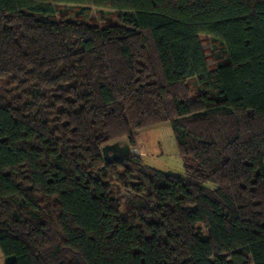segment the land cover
Returning <instances> with one entry per match:
<instances>
[{
  "label": "trees",
  "instance_id": "obj_1",
  "mask_svg": "<svg viewBox=\"0 0 264 264\" xmlns=\"http://www.w3.org/2000/svg\"><path fill=\"white\" fill-rule=\"evenodd\" d=\"M60 4L115 20L60 19ZM166 123L186 178L105 163V145L134 149ZM0 251L7 264H264V0H0Z\"/></svg>",
  "mask_w": 264,
  "mask_h": 264
},
{
  "label": "rangeland",
  "instance_id": "obj_2",
  "mask_svg": "<svg viewBox=\"0 0 264 264\" xmlns=\"http://www.w3.org/2000/svg\"><path fill=\"white\" fill-rule=\"evenodd\" d=\"M58 17L67 21L83 22L103 26L105 22L114 21V14L108 10H92L81 14L82 7L71 5H57ZM203 49L205 50L210 69L215 68L213 40L208 35H201ZM191 92L195 96L199 92L198 86L190 80ZM136 150L134 156L140 157L143 164L151 168L169 173L181 178H186L184 159L176 143L173 130L169 124L145 128L135 136ZM205 187L216 188L212 183Z\"/></svg>",
  "mask_w": 264,
  "mask_h": 264
},
{
  "label": "water",
  "instance_id": "obj_3",
  "mask_svg": "<svg viewBox=\"0 0 264 264\" xmlns=\"http://www.w3.org/2000/svg\"><path fill=\"white\" fill-rule=\"evenodd\" d=\"M101 151L106 164L118 162L136 154V150L131 148L127 139L107 144Z\"/></svg>",
  "mask_w": 264,
  "mask_h": 264
},
{
  "label": "crops",
  "instance_id": "obj_4",
  "mask_svg": "<svg viewBox=\"0 0 264 264\" xmlns=\"http://www.w3.org/2000/svg\"><path fill=\"white\" fill-rule=\"evenodd\" d=\"M0 264H7L1 251H0Z\"/></svg>",
  "mask_w": 264,
  "mask_h": 264
}]
</instances>
